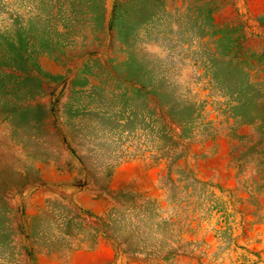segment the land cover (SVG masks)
I'll list each match as a JSON object with an SVG mask.
<instances>
[{
	"label": "rangeland",
	"instance_id": "rangeland-1",
	"mask_svg": "<svg viewBox=\"0 0 264 264\" xmlns=\"http://www.w3.org/2000/svg\"><path fill=\"white\" fill-rule=\"evenodd\" d=\"M0 264H264V0H0Z\"/></svg>",
	"mask_w": 264,
	"mask_h": 264
}]
</instances>
